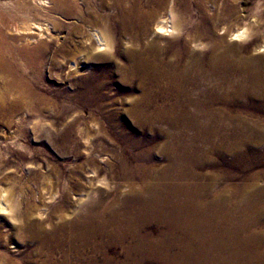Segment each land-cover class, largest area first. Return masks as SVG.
<instances>
[{"label":"bare ground","instance_id":"1","mask_svg":"<svg viewBox=\"0 0 264 264\" xmlns=\"http://www.w3.org/2000/svg\"><path fill=\"white\" fill-rule=\"evenodd\" d=\"M241 1H0V142L5 150L48 138L58 157L65 158V105L38 87H48L46 73L71 71L77 77L74 87H85L78 99L98 101L102 95L97 87L106 86L99 76L107 72L99 60L112 58L115 44L123 40L130 46L120 51L127 61L120 75L139 93L127 111L135 124L121 122L119 139L132 150L141 147L131 153V161L124 152L107 149L119 164L109 162L107 175L114 186L107 194L100 191L105 194L98 198L99 189L93 195L83 189L78 177L85 174L79 164L64 176L84 190L85 198L72 214L48 206L47 200L56 196L52 186L64 180L60 168L51 160L37 162L28 156V171L43 178V170L49 169L55 180L41 186L40 204L0 185V242L14 241L19 255L17 260L0 255V264H264L260 174L248 173L238 186L213 192L218 178L196 169L204 165L199 148L189 144L190 138L185 142L184 135L176 138V126L195 128L210 150L233 154L239 165L249 162L242 154L246 149L259 153L253 154L255 160L262 159L264 32L249 23L229 26V13ZM64 29L62 39L54 40ZM115 32L120 35L116 43ZM101 111L111 121L115 117ZM139 135L165 139L158 149L165 162H158L152 146L142 148ZM2 148L0 171L21 168L9 166ZM97 157L104 159L99 154L86 157L90 187L99 178Z\"/></svg>","mask_w":264,"mask_h":264},{"label":"rangeland","instance_id":"2","mask_svg":"<svg viewBox=\"0 0 264 264\" xmlns=\"http://www.w3.org/2000/svg\"><path fill=\"white\" fill-rule=\"evenodd\" d=\"M0 1H4V0H0ZM206 1L207 0H201V2L208 4ZM229 16H230V18H229L230 22L228 24L231 27H241L245 23H247V24L249 23L255 29H258V30L264 32V27L262 25L264 23V21H261L262 19L264 20V0H242L241 2L238 3V8L231 11L229 13ZM238 16L242 17L245 21L239 22L238 18H237ZM197 20H198V17H197ZM65 33H66V29L62 30V33L60 35L56 34L54 36L55 38L53 37V39L55 40L58 37L57 39L61 40L62 36L65 35ZM119 36L120 35L117 32L114 33L115 43L117 41H119ZM230 38H231V35L228 36V39H230ZM124 41H127V42H124ZM117 43H119L118 46H117ZM117 43L115 44L113 52L111 53V55L113 54L111 56L112 58H110L111 60L110 59L108 61L105 59H101V61L99 60V64L101 65V67L106 68L107 72L103 71L101 73L102 75L99 76V79L101 81H104L106 86H104V88L103 87H97L98 92L102 95L101 96L102 99L100 97V99H98V101H93L91 103L86 102L87 104H85L84 102H82L81 100L78 99V94L81 91H83L85 89V87H74V84L77 82L76 81L77 77H74L73 72L66 71V72L62 73V72H56L55 71L54 73H52L53 75L51 73L50 74L46 73V78H45L46 81H44V83L48 87H38V89L48 97L59 98L58 100L63 102V104L65 105L64 131H66L65 133L67 134L66 136H67V141H68V142H66V145H65V151H66L65 158L61 159L58 157V152L55 151L56 150L55 148H53V146H54L53 142L50 141L48 138H38V139H35L30 144H28L27 141H25V139H21L22 140L21 142L25 141V147L24 148L23 147L18 148L15 146H12V147L10 146L8 148V150H5V145L2 142H0L1 148L3 147L2 148L3 149L2 154L3 155L5 154L7 156V158L9 157L8 159L11 161L9 166H13L15 164L22 165L21 168L18 167V169L16 168V170L15 169L11 170L12 172L11 171L10 172L9 171H3L2 172V170H1L0 171L1 172L0 173V185L5 186V187H9L11 189V191L14 190V191L20 193L22 195L21 197L25 200L30 199V200H33V202L40 204L42 201L41 200L42 198L40 196L41 193L39 192L41 189V186L42 187H48L50 182H52L55 179H54L53 175H51V170H49V169L43 170V174L46 175V176L43 175L42 176L43 178H41V176L38 172L28 171V169H27V166H29V165H27L28 164L27 159H29L28 156H34L33 158H35V160L37 162H42L44 159H48L49 161L51 160V162L56 163L57 167L60 168L62 176L63 177L65 176L66 178L69 175L68 173H71V171H73L74 169L77 170L76 169L77 164L82 166V169H83V172L85 175L84 176L82 175L83 178H82V176L81 177L79 176L78 178L80 179V181L82 183L83 189L85 191L90 190L92 192V195L94 194L93 192H96V190L99 189V192H97V195H95L96 198H98L100 195H102L103 192H105L107 194L109 192V190L110 191L112 190L115 180H112L107 175L108 164L110 161H113L114 165L116 167H118L119 160L115 157L114 158L110 157L109 153L107 152V149L113 147L116 149L117 153H120V152L123 153L124 152L123 154H124L125 158L127 159V161H131L130 158H132V155H133V154L131 155V153L139 152L140 151L139 149L141 148V147H138V148L132 150L131 147L128 148V146H126L127 144L124 141L119 139V134L121 131V129H120V123L121 122H123L124 120H128L132 125L135 124L134 118L130 117L128 115L127 111L131 106L132 99L136 95H138L139 92L137 91V89H135L133 87V84L122 80V76L120 75L121 74L120 73L121 67L124 66L127 62L125 56H123V52L126 50L125 48H128L130 46V44L128 43V40H123L122 42L119 41ZM122 44H123V46H122ZM120 48H122V49H120ZM120 51H123V52L121 53ZM117 65H119V67ZM103 78L104 79L106 78V79L104 80ZM102 85L103 84H100V86H102ZM96 104H98V105H96ZM101 108L104 110H107V111L109 110L108 113L112 114V117L115 116L114 118H112L113 119L112 121L107 119V117H105V115H103ZM125 110H126V112H125ZM111 111H113V112H111ZM46 114H47V116H49L47 118L54 117L53 113H51V114L46 113ZM58 120H59V118H58ZM44 122H45V119H44ZM165 125L166 124H164V123L160 124L162 129L165 128L164 130H166L168 128V125H166V126ZM200 126L204 127L205 125L202 123ZM183 128L184 127H177L176 126V138H180L179 137L180 135L181 136L184 135V140H186L187 138L191 139V142L188 141V139L185 142L188 141L192 147L195 146V148H197V149L199 148L200 152H198V153H200L199 155L202 156L200 158L203 160L204 165H198L196 169L198 171L200 170L201 173L207 172L209 175H213V176L218 178L217 179L218 181L212 187V189H214L213 192H215L220 187H224L225 185L229 186V187L230 186H238L240 183L244 182L243 180L246 181L247 176H249L248 173L253 174V172L260 174V177H258V179H257V183L259 185H264V158H263L264 157V149H263L264 145L262 146V150H263L262 157H261L262 159L258 158L255 160L254 159L255 157L260 156L259 153L256 152L257 156L255 155V157H252L253 154H256V153H252L251 150L248 151L246 149L245 151L242 152V154L244 157V161L249 160V162L244 163L246 166L243 164L239 165V163L234 161L233 154L225 153L223 155L224 152H222L221 149L218 150V148H214V149L210 150L211 146L209 144V141L206 139V137L199 135L198 129H195V128L192 129L191 128L192 130L189 129V131L188 130L186 131ZM113 131H115L116 133ZM129 131L130 130L128 128H127V130H125V132L130 134L131 131L130 132ZM184 131H186V132L183 133ZM69 137L71 138V140ZM81 137H82V139H81ZM74 138H76V139H74ZM139 139L142 141V144H144V145H142L143 149L144 148L146 149V148H149L150 146H152L153 147L152 150H154L153 151L154 153H157L159 147H161L165 142V139H163V138L154 139L152 136L143 137V136L139 135ZM145 139L147 141H145ZM78 140L80 142H76ZM156 140H157V142H156ZM217 140H216V142H218ZM0 141H1V139H0ZM111 141H112V143H111ZM152 143H154V144H152ZM156 143H158L159 145L157 146ZM25 148H27V149H25ZM88 150L91 151V154H94V155L99 154L101 157L104 158L103 160L102 159L98 160L99 159L98 157L95 158L99 164V171H98V174L96 175V177H99V178H97V180L99 179V182L96 180L94 183H92L93 186H91V187H90L89 181L86 177V176H88L87 171L90 168L86 164V157H89L91 155V154H87ZM215 151H220V152H215ZM208 152H211V153H208ZM33 154H35V155H33ZM157 154H158L157 155L158 162H160V163L165 162L164 157L162 155H160L159 152ZM21 156H23V157H21ZM257 160H261V161L256 162ZM250 162H251V164L253 162H255L256 164L254 163V164H252L253 165L252 166L250 164ZM62 171H64V172H62ZM231 171H232V173H231ZM250 172H252V173H250ZM65 177H64V180L66 179ZM226 178L227 179L229 178L230 180H226ZM64 180H62L61 183L59 182V184L55 183L56 186L55 185H54V187L52 186V190L55 191L56 200H55V198L54 199H48L47 198L48 199L47 201H49L48 206L50 207V211L51 210L54 211V210L58 209L59 207L60 208L62 207V209H65L68 211L67 213L72 214L80 208L79 201L83 200L82 198H85L84 190L81 189L82 188L81 186L80 187L79 186H73V185H71L72 183L69 180H67V179L65 181ZM202 183H203V181L201 182V184ZM203 184L205 185L206 183L204 182ZM45 185H47V186H45ZM58 185H59V187H58ZM87 185H89V186H87ZM81 190L83 192H80ZM127 190L128 189H124V192H126ZM60 191H61V193H60ZM100 191H103V192H100ZM105 193H103V194H105ZM82 194H83V197H82ZM64 195L65 196L69 195V197H71V198H69L70 200L69 199H68L69 201L65 200ZM72 195H74V196H72ZM34 196H37L38 198L34 197ZM74 198H75L77 203L75 202V200H73ZM55 203L58 204V206ZM70 205H71V207H70ZM72 205L73 206L76 205V206H74L75 208H73ZM21 208L22 209L24 208L23 204H22ZM14 246H15L14 241L12 243L11 242H5L4 244H1V242H0V255L1 256L8 255L7 257H9L10 259L17 260L19 255L18 256L16 255L18 252L15 251V248H13ZM23 250H24V248H23ZM11 251H14V252H11ZM13 256H14V258H13Z\"/></svg>","mask_w":264,"mask_h":264}]
</instances>
